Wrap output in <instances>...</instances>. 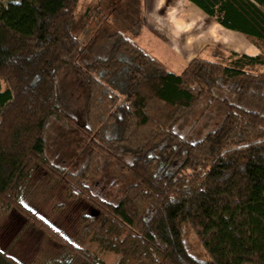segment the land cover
Returning <instances> with one entry per match:
<instances>
[{
  "label": "trees",
  "instance_id": "trees-1",
  "mask_svg": "<svg viewBox=\"0 0 264 264\" xmlns=\"http://www.w3.org/2000/svg\"><path fill=\"white\" fill-rule=\"evenodd\" d=\"M187 1L220 27L264 42V0ZM101 5L0 2V205L61 244L71 256L65 264H106L98 254L116 255L115 264H264V54L194 59L173 73L133 41L143 29L138 14L125 33L90 38ZM67 70L83 82L81 110L61 91ZM203 102L223 118L188 141L175 128ZM59 118L87 149L75 172L45 155L47 130ZM104 160L116 166L113 176L130 178L109 200L90 189ZM37 164L69 198L97 208L84 219L86 247L19 203ZM190 231L205 260L191 254ZM0 264L18 263L0 251Z\"/></svg>",
  "mask_w": 264,
  "mask_h": 264
},
{
  "label": "rangeland",
  "instance_id": "rangeland-1",
  "mask_svg": "<svg viewBox=\"0 0 264 264\" xmlns=\"http://www.w3.org/2000/svg\"><path fill=\"white\" fill-rule=\"evenodd\" d=\"M8 1L11 0H0L2 4ZM98 1L102 3V12L95 16L90 25V38L96 37L98 40L115 31L125 33V28L132 24L138 14L143 20V29L139 36L132 37L133 41L173 73H180L194 59L225 63L231 52L247 56L264 54V42L220 27L185 0ZM99 22L101 26L97 28ZM101 28L103 30L96 32ZM59 85L72 109L81 110L78 107L83 102L85 89L75 72L64 71L60 75ZM223 115L224 111L217 105L207 106L203 102L180 120L175 131L186 140L195 141L215 128ZM108 134L114 135V127L110 128ZM86 152L84 142L63 119L50 123L46 133L45 155L52 164H61L66 170L75 172L84 163ZM114 170L116 166L104 160L90 185L92 193L102 200L119 195L129 183L128 176L121 180L113 176ZM18 201L70 244L86 247L82 232L84 219L96 217L99 214L97 208L80 196L69 198L64 183L40 165L32 168ZM187 239L191 254L205 260L206 254L191 231ZM0 251L18 264H65L71 259L61 244L54 242L30 220L11 207L1 205ZM98 257L106 264L117 261L114 254H98Z\"/></svg>",
  "mask_w": 264,
  "mask_h": 264
},
{
  "label": "crops",
  "instance_id": "crops-1",
  "mask_svg": "<svg viewBox=\"0 0 264 264\" xmlns=\"http://www.w3.org/2000/svg\"><path fill=\"white\" fill-rule=\"evenodd\" d=\"M187 3H188V5H190V2L189 1H187V0H185Z\"/></svg>",
  "mask_w": 264,
  "mask_h": 264
}]
</instances>
